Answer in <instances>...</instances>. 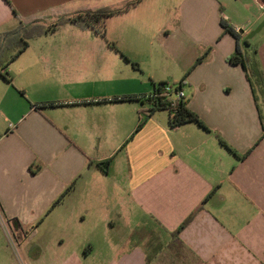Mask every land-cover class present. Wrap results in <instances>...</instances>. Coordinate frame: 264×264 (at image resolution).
<instances>
[{
  "label": "crops",
  "instance_id": "crops-1",
  "mask_svg": "<svg viewBox=\"0 0 264 264\" xmlns=\"http://www.w3.org/2000/svg\"><path fill=\"white\" fill-rule=\"evenodd\" d=\"M88 1L0 0V35L21 23H51L90 10L60 14ZM263 5L141 0L116 15L125 16L116 27L123 39L146 34L144 48L170 63L174 74L161 82L181 81L189 72L183 92L210 132L196 123L173 128L167 111L153 113L137 131L142 102L115 101L121 97L99 88L70 97H0V226L23 240L21 232L32 230L26 235L32 238L48 225L55 244L65 246L59 264H264V139L258 142L264 111L256 108L247 72L228 61L237 41L221 25L223 19L242 29L246 59L257 62L264 35L253 38L264 32L254 35L264 22ZM130 51L138 55L139 48ZM41 53L38 65L48 81L83 78H66L70 47L48 46ZM143 58L137 61L149 62ZM8 71L11 82L0 74V95L14 85L10 65ZM155 84L148 93L124 97L147 96ZM10 101L19 108H2ZM49 103L58 106H43ZM108 160L107 171L99 164Z\"/></svg>",
  "mask_w": 264,
  "mask_h": 264
},
{
  "label": "rangeland",
  "instance_id": "rangeland-1",
  "mask_svg": "<svg viewBox=\"0 0 264 264\" xmlns=\"http://www.w3.org/2000/svg\"><path fill=\"white\" fill-rule=\"evenodd\" d=\"M125 4V0H90L68 6L65 10L60 11V14L64 11H67L66 14L74 13L82 7L92 10L103 7H122ZM124 17L114 16L107 19L105 33L92 28L81 31L74 24L69 23L59 28L54 35L30 40V49L19 59L12 61L10 59L13 53L7 55V59L10 57V70L15 82L14 85L8 86L9 90L7 87L2 88L0 97H70L89 94L97 88L103 89L106 94L114 92L120 97L150 92L153 81L158 84L161 82V79L158 78H168L170 74H174V71L170 67V63L161 59L163 55L157 56L156 50L144 48L148 40L146 34H136V36L129 34L123 39V33L118 29L120 28L119 23ZM21 21L18 19L12 24L9 23L6 30L14 25H19ZM114 28L115 32L113 33ZM263 35L264 32L253 39L260 40ZM159 43L166 45L170 41L162 40ZM45 45L70 47L73 57L66 78L75 77L78 73L82 74L83 78H76L69 83H59V85L52 82L53 78L48 81L43 75L44 70L38 65L41 64L40 58L44 56L41 53L42 49L48 47ZM258 46L260 50L257 63L264 72V43L261 45L258 43ZM138 48V55L136 52L130 51L131 49L137 51ZM144 53L147 55L144 56ZM123 56L137 63V66L126 62ZM143 56L144 58L148 56V63L137 61ZM156 56L159 57L160 62L155 63L153 59ZM179 81L180 79L178 81L168 79L163 82L174 86L175 82ZM17 86L22 89L17 90ZM262 101L264 99L260 95L258 104L256 101L254 102L260 115L264 111ZM12 103V101L7 104L3 103L2 108L6 110H10L12 106H15L14 109L19 108L17 104L10 106ZM138 109L140 110V106ZM262 127L263 135L258 142L264 139V124ZM255 148L256 146L254 150ZM41 228L38 234L32 238H26V235H29L32 230L21 232L24 238L19 240L16 231L7 226H0V264H59L60 258L66 255H61L63 251L65 253V246L59 247L55 244L52 235L54 231L48 225H43Z\"/></svg>",
  "mask_w": 264,
  "mask_h": 264
},
{
  "label": "trees",
  "instance_id": "trees-1",
  "mask_svg": "<svg viewBox=\"0 0 264 264\" xmlns=\"http://www.w3.org/2000/svg\"><path fill=\"white\" fill-rule=\"evenodd\" d=\"M140 1L141 0L127 2L122 7H103L95 10L81 11L72 15L62 16L51 23H47L41 20H37L29 24L21 23L17 28L11 30L10 32L0 35L1 76L7 82H11V76L8 71L10 60H16V58H18L29 47L30 40L41 37L48 33H54L59 28L69 23L74 24L81 30L92 28L97 29L98 32L100 31L105 33L107 19L127 12L132 6L136 5ZM14 14L17 18H19V15L15 10ZM221 25L224 28V33L231 34L237 41L236 50L234 54L228 59V61L234 65H241L247 72L248 80L253 90L254 100L257 103L259 98L258 94L261 95L264 99V72L260 69L256 61H248L246 59V55L244 54L242 46L240 44V41L242 40V31H237L223 19L221 20ZM245 44L247 45L248 42L246 41ZM11 53H13L11 59L10 57L7 59V55H10ZM206 55L207 53L199 58L196 64L202 62L205 59ZM123 58L126 62L132 63L134 66H137V63L132 62L129 58L124 56ZM188 74L189 72L186 73L181 81L175 83L174 86H171L166 82L155 84L154 91L147 96H143L141 98L121 97L114 100L128 101L137 99L142 102L144 110L140 112V123L138 125L137 131L142 128L147 118H149L153 113L158 111H167L170 116V126L173 128L188 123H196L206 131L210 132L211 129L204 123L200 116L191 110L189 106V100L186 97H179L177 95L180 91H183L185 80ZM43 106H58V104L49 103L44 104ZM216 137L220 141V143H222V145L231 150L234 154L238 155L237 151L233 149L219 134H216ZM250 152L251 150L240 157L242 159H245L250 154ZM111 162L112 160H108L105 163H101L99 165H102L104 169L108 171ZM211 195L212 194H210V196ZM201 209L202 208L200 207L195 214H197V212H199ZM195 214L185 222V224L180 228L179 231H181L188 223L192 221V219L196 216Z\"/></svg>",
  "mask_w": 264,
  "mask_h": 264
},
{
  "label": "built area",
  "instance_id": "built-area-1",
  "mask_svg": "<svg viewBox=\"0 0 264 264\" xmlns=\"http://www.w3.org/2000/svg\"><path fill=\"white\" fill-rule=\"evenodd\" d=\"M262 8H264V5L262 6ZM237 31H242V29H236ZM179 97H185V94L183 91H180L178 94H177Z\"/></svg>",
  "mask_w": 264,
  "mask_h": 264
},
{
  "label": "water",
  "instance_id": "water-1",
  "mask_svg": "<svg viewBox=\"0 0 264 264\" xmlns=\"http://www.w3.org/2000/svg\"><path fill=\"white\" fill-rule=\"evenodd\" d=\"M264 27V22L258 27V29L254 32V35L257 34L258 32H260L262 30V28Z\"/></svg>",
  "mask_w": 264,
  "mask_h": 264
}]
</instances>
